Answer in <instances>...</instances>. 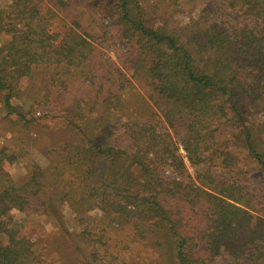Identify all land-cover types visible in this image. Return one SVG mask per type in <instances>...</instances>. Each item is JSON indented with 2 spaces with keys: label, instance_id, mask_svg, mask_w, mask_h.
<instances>
[{
  "label": "trees",
  "instance_id": "1",
  "mask_svg": "<svg viewBox=\"0 0 264 264\" xmlns=\"http://www.w3.org/2000/svg\"><path fill=\"white\" fill-rule=\"evenodd\" d=\"M200 1L0 0L7 133L42 118L18 111L23 97L69 136L19 180L23 148L0 147V264L242 259L261 225L238 176L244 162L264 178V0ZM114 34L126 51L111 57ZM13 211L54 231L33 243Z\"/></svg>",
  "mask_w": 264,
  "mask_h": 264
},
{
  "label": "rangeland",
  "instance_id": "2",
  "mask_svg": "<svg viewBox=\"0 0 264 264\" xmlns=\"http://www.w3.org/2000/svg\"><path fill=\"white\" fill-rule=\"evenodd\" d=\"M213 0H201L200 3L202 5L209 7L211 12H214L213 6L211 4ZM102 24L106 28L110 27V20L107 18L99 19ZM98 20V21H99ZM180 21V19H178ZM61 23L58 19H54L52 21V26L50 30L52 32H61ZM114 39L109 40L108 37L103 41L104 51L107 52L111 57H115L114 52H125L126 51V40L119 38L116 34L113 35ZM109 43V46H107ZM139 87L137 84L131 85L129 87V94L138 92ZM15 107L18 111H22L25 117H42L34 121L33 123L24 125L23 127L14 128L12 132L15 133L16 136L19 134L20 143H16L11 139V133H7L6 129H10L9 123L3 121V117H5L6 112L1 108L0 105V147L8 146V150L17 153L20 148H23L24 154L20 156V160L12 164L9 168V172L11 177L14 180H19L24 175V167L25 163L36 162L37 164L43 165L45 163V158L40 152V147L42 146H50L55 142L57 143L59 140L68 141L69 136L65 130V125L61 120H53L50 116H40V111L43 109L39 105H35L32 107L31 111L29 109L30 103H28L23 97L18 98L15 102ZM32 112V114H29ZM254 117H247V119ZM259 122H264V117L255 118ZM20 132V133H19ZM48 146V147H49ZM248 165V167H247ZM241 162L239 168L241 173L238 176V180H240L241 187L253 197V205L256 208L257 214H254L258 220L261 221V225L257 228L247 227L244 231L243 242L247 243L248 251H245L242 254L241 260L234 261L229 255L224 254V256L216 257V264H264V178L260 171L258 170H250V165L247 163ZM189 173H193L191 169H189ZM220 177L223 178V173H217ZM64 223L66 228L69 230L75 229L72 223L71 215L68 211L64 213ZM13 219L16 225H20L21 232L23 235L27 236L31 242H37L40 236H48L52 234L54 231V226L46 222L43 219H31L28 215H23L16 211L12 212ZM252 229L251 231H249ZM260 242H258V238ZM256 239V246H252L249 243V240ZM251 255V256H250Z\"/></svg>",
  "mask_w": 264,
  "mask_h": 264
}]
</instances>
